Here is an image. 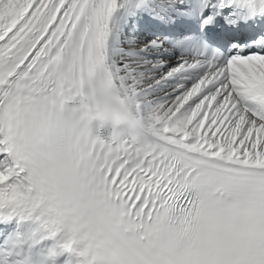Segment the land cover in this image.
Segmentation results:
<instances>
[{
  "label": "snow or ice",
  "instance_id": "6c2138e0",
  "mask_svg": "<svg viewBox=\"0 0 264 264\" xmlns=\"http://www.w3.org/2000/svg\"><path fill=\"white\" fill-rule=\"evenodd\" d=\"M45 193L92 264H264V0H0V221Z\"/></svg>",
  "mask_w": 264,
  "mask_h": 264
},
{
  "label": "clouds",
  "instance_id": "9594fccd",
  "mask_svg": "<svg viewBox=\"0 0 264 264\" xmlns=\"http://www.w3.org/2000/svg\"><path fill=\"white\" fill-rule=\"evenodd\" d=\"M119 113L110 110L101 113L96 119L101 122L111 123L113 129L123 124ZM47 219L36 218L33 224L23 231H14L0 244V264H31L30 257L25 251L39 241L35 239L40 234V239L52 240L53 243L39 257V264H55V260L64 252H72L75 260L66 261V264H92V260H105L107 252L100 244L98 237L102 229L101 214L98 209L80 203L67 206L54 195L43 194ZM32 218H21L17 221H29ZM9 221V220H6ZM55 225V226H54ZM23 227V225H21ZM63 233L59 240L58 234ZM66 237V238H65ZM73 245L81 246L74 248ZM91 257V259H90Z\"/></svg>",
  "mask_w": 264,
  "mask_h": 264
}]
</instances>
